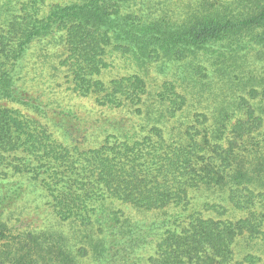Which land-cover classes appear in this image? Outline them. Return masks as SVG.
I'll list each match as a JSON object with an SVG mask.
<instances>
[{"label":"trees","instance_id":"trees-1","mask_svg":"<svg viewBox=\"0 0 264 264\" xmlns=\"http://www.w3.org/2000/svg\"><path fill=\"white\" fill-rule=\"evenodd\" d=\"M0 100V264H264V0H0Z\"/></svg>","mask_w":264,"mask_h":264},{"label":"rangeland","instance_id":"rangeland-1","mask_svg":"<svg viewBox=\"0 0 264 264\" xmlns=\"http://www.w3.org/2000/svg\"><path fill=\"white\" fill-rule=\"evenodd\" d=\"M115 63L116 64H115L114 68H112L111 71H109V72H107L105 74L106 79L117 77L118 75H122V74H125V73L131 71V68L122 59H118ZM44 74H46V76L50 77L49 70H47ZM60 75L61 76L57 75L56 78L58 79V81H57V83H54V85L52 84L53 87H58V85H61L62 89H65L67 91V95L73 97L71 99V102H73V103L82 102V103H86L88 105H91L92 99L90 97H81V96L79 97L76 93L73 92L72 89L69 88L70 87V82H68V80L64 76L65 72L61 73ZM50 79H52V78L50 77ZM153 80L156 81V82H158V81L160 82V78H157L155 76H154ZM41 87L45 88L46 85L45 84H41ZM37 91L38 92L40 91L39 86L34 88V92H37ZM0 105L17 108V109H20L22 112H24V113H26L28 115H31L32 117H37V115L35 113H32V112L28 111L25 107H23V106H21L19 104L12 103L10 101L0 100Z\"/></svg>","mask_w":264,"mask_h":264}]
</instances>
